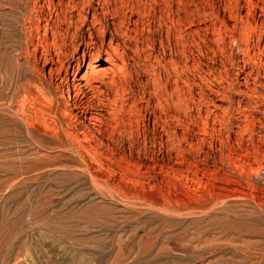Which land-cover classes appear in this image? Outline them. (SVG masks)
<instances>
[{"label":"rangeland","instance_id":"374dc122","mask_svg":"<svg viewBox=\"0 0 264 264\" xmlns=\"http://www.w3.org/2000/svg\"><path fill=\"white\" fill-rule=\"evenodd\" d=\"M185 1L0 0V264H264V0Z\"/></svg>","mask_w":264,"mask_h":264},{"label":"bare ground","instance_id":"6f19581e","mask_svg":"<svg viewBox=\"0 0 264 264\" xmlns=\"http://www.w3.org/2000/svg\"><path fill=\"white\" fill-rule=\"evenodd\" d=\"M185 2L190 3V0H187ZM105 8L110 11V14H112V16L114 18V22L117 21L118 20L117 17H119L123 13H125V14L127 12L134 13L135 15L138 16V20L134 24V26L136 28H139V26L140 27L141 26L145 27V24L146 23H148V24H151V23L154 24V23H156V22H154L155 20L153 21V19H155L158 16V14H163L164 11H166L164 13H168L169 14V17L168 18H169V21H171L170 23L175 24L176 18L179 15H182L180 13H184L185 12V11L182 12L183 10L181 11L180 8L179 9H176L175 0H110V4L108 3L107 6H105ZM187 11L185 12V14H187ZM226 11H227V9H226ZM125 14H123V15H125ZM189 14H190V12H189ZM163 16H164V14H163ZM161 17H162V15H161ZM161 17H159V18H161ZM187 17H188V14H187ZM178 18L180 19V17H178ZM184 20H185V18H184ZM179 21H181V20H178V22ZM192 22H195V21H192ZM185 23H186V21H185ZM164 25H166V24H164ZM192 25H193V23H192ZM111 26H112V24H107V27H111ZM154 26H155V24H154ZM172 26H174V25H172ZM175 26H177V24ZM146 27H148V25ZM188 27H189V25H188ZM82 104H84V103L81 101V103L79 104L80 105L79 106L80 108H81V105ZM41 117H43V116H41Z\"/></svg>","mask_w":264,"mask_h":264},{"label":"built area","instance_id":"2783aa9c","mask_svg":"<svg viewBox=\"0 0 264 264\" xmlns=\"http://www.w3.org/2000/svg\"><path fill=\"white\" fill-rule=\"evenodd\" d=\"M261 175L264 176V171L261 173ZM262 176L260 177L261 180H263Z\"/></svg>","mask_w":264,"mask_h":264}]
</instances>
